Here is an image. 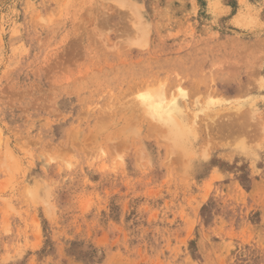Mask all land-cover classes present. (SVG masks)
<instances>
[{"label": "rangeland", "instance_id": "rangeland-1", "mask_svg": "<svg viewBox=\"0 0 264 264\" xmlns=\"http://www.w3.org/2000/svg\"><path fill=\"white\" fill-rule=\"evenodd\" d=\"M0 264H264V0H0Z\"/></svg>", "mask_w": 264, "mask_h": 264}, {"label": "bare ground", "instance_id": "bare-ground-1", "mask_svg": "<svg viewBox=\"0 0 264 264\" xmlns=\"http://www.w3.org/2000/svg\"><path fill=\"white\" fill-rule=\"evenodd\" d=\"M155 95V94H154ZM162 100L164 99V98H161ZM175 108V107H174Z\"/></svg>", "mask_w": 264, "mask_h": 264}]
</instances>
